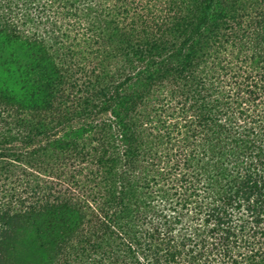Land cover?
Segmentation results:
<instances>
[{"label":"trees","instance_id":"1","mask_svg":"<svg viewBox=\"0 0 264 264\" xmlns=\"http://www.w3.org/2000/svg\"><path fill=\"white\" fill-rule=\"evenodd\" d=\"M0 264H264V0H0Z\"/></svg>","mask_w":264,"mask_h":264},{"label":"rangeland","instance_id":"2","mask_svg":"<svg viewBox=\"0 0 264 264\" xmlns=\"http://www.w3.org/2000/svg\"><path fill=\"white\" fill-rule=\"evenodd\" d=\"M8 79V74L6 72V65L0 59V81Z\"/></svg>","mask_w":264,"mask_h":264}]
</instances>
